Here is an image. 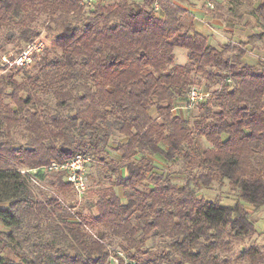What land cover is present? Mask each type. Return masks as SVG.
<instances>
[{
	"label": "trees",
	"instance_id": "1",
	"mask_svg": "<svg viewBox=\"0 0 264 264\" xmlns=\"http://www.w3.org/2000/svg\"><path fill=\"white\" fill-rule=\"evenodd\" d=\"M83 1L0 0L9 41L18 39L24 50L42 36L41 17L54 38L35 73L25 70L22 81V70L0 76V264H110V247L138 264H224L221 251L256 233L245 204L264 208V62L244 61L260 36L215 47L179 1L167 0L160 12L153 0ZM252 1L215 3L208 12L234 28L244 18L240 7ZM250 15L264 29V0ZM177 48L187 51V64H176ZM197 78L217 88L191 121L174 110L201 83ZM9 89L11 104L4 99ZM17 127L24 143L14 140ZM116 133L122 139L113 147ZM110 147L120 160L109 171L126 175L99 191L90 220L65 201L72 189L65 172L42 177L49 186L44 199L20 172L78 155L103 162ZM152 157L183 160L186 183L175 184ZM225 181L234 206L199 195ZM46 231L55 239L42 245L34 235ZM150 240L164 247L153 251ZM243 258L264 264L257 246Z\"/></svg>",
	"mask_w": 264,
	"mask_h": 264
},
{
	"label": "rangeland",
	"instance_id": "2",
	"mask_svg": "<svg viewBox=\"0 0 264 264\" xmlns=\"http://www.w3.org/2000/svg\"><path fill=\"white\" fill-rule=\"evenodd\" d=\"M100 1L106 4H119L123 0H100ZM126 1L141 2V1H135V0H126ZM176 1H179V0H176ZM262 1L263 0H261V2ZM254 2L255 1L253 0L251 5H249V3H244L240 7L239 12L244 14V18L241 23L243 24V26L241 27H244V28L246 27L248 29L250 28V30L254 29L255 30L254 34L259 35L261 37L259 38V40L257 39L255 41L254 46L256 44V46H259V48L261 47L262 49H259V52L254 50L253 56L250 55L249 53V57L247 56L244 59V61L249 60V61L255 62L254 64L257 65L259 61L264 62V29L261 27V25L257 24L256 18L250 15V13L253 12ZM225 4H227L228 6L231 5L230 1L226 2ZM228 18L230 19L231 16H229ZM44 22H45V17H41L37 21L36 25L42 31V37L45 39L46 44H47V48L44 52L45 54L47 49L48 50L50 49L51 51H53L54 38L52 35L48 34L47 30H45ZM241 24H238V25H241ZM204 26L207 27L205 23H204ZM204 32L206 34L210 33L209 30L207 29H204ZM220 34L222 35L213 34L212 35L214 36L213 39L218 41L219 43H223V42L228 43L229 42L228 40H230L231 37L226 35L224 32ZM225 37L227 38V40L225 39ZM239 39H241L242 42L244 43H247L248 41L247 36L243 33L241 34ZM239 39L238 38L235 39L237 43H241L239 42ZM24 46L25 44H22L20 41H18V39L12 42L9 41L8 35H7V28L6 27L0 28V76L5 75L10 71H14L15 73L19 71V69H9V70L4 69L2 66V61H3L2 57L5 55L15 56L21 52ZM44 54L42 55V57L44 56ZM175 54H176V64L178 65L187 64L188 53L186 50L177 48L175 50ZM256 55L260 56V58L257 57ZM39 61L40 59L37 60L35 64L37 65ZM35 70L36 71L38 70L36 66L26 71H28V73L30 74V73H35ZM25 73H26L25 70H22L20 73H17L16 79L18 81H22L26 75ZM197 80L201 81V83L195 86H198L203 89L210 90V91H214L217 88L216 86H212L210 87V89H208L207 83L205 80H201L200 78H197ZM4 99L7 104L12 103L10 89L6 93ZM48 100H49V103L52 104V106L56 104L53 98L49 97ZM185 102H186V97L180 99V101L178 102V109H175L174 113L176 115H180L184 119H189L192 121L198 115L200 107H197L196 109L190 111V110L185 109ZM151 114L153 117H155L156 110L152 109ZM22 132H23L22 128H19V127H17L13 131L14 140L17 141L18 143L25 142V138L23 137ZM121 139L122 137L119 136L117 133L114 134L113 139L111 141L112 142L111 145L115 147L116 144H118L121 141ZM202 145L203 147L207 148L210 146V143L204 139L202 141ZM103 158H104L103 162H101L98 159H92V162L88 164L87 171H88L89 189L86 195H84L82 198H79L72 189H70V192H68L66 195L67 200L65 201H70L74 205H76L75 211L80 210L83 216L86 217L88 220H90L92 215L97 214L96 208L94 205L97 201V196H98L99 191L101 189L110 187L112 182L114 181V179L119 173L120 175H124L126 173L124 170H121L119 171L117 175H115L109 171L110 165L120 160L119 154H117L113 149H111V147L108 148L107 151H105V153H103ZM151 160L157 165L158 170L161 173H164L167 177H170L175 184L182 186L186 183V179H187L186 166L183 160L177 158L174 161L168 162L164 160L162 157H152ZM11 165H14V163H11ZM19 168L21 169L22 167H19ZM43 179L44 178H41L42 182L41 181L39 182L40 186L32 185L35 194L41 199H44L45 195L47 194L49 195V192L45 188L46 186L47 187L49 186L47 185V183H45V181H43ZM115 190L118 193V195L122 199H124V192H125L124 189L120 187H115ZM199 195L202 197H205L206 200L208 201L219 203L222 206H234L236 203L235 194L231 190L228 181H225L224 187H220L216 183L211 189H201L199 191ZM245 207H246V210L251 215V220L255 225L256 233L244 241L234 242L229 250L221 251L220 257H221V260L225 261L224 264H249V262L243 258V254L247 249L253 246L259 247L261 251L264 253V208H262L259 211H255L254 208L249 204H245ZM0 229H2L1 226H0ZM93 232H96V230L93 229ZM34 239H36L42 245H45L47 243H53L55 238H54L53 232L46 231L44 232V234L34 235ZM114 242H115L114 246H116L118 242L116 241ZM164 244H165V241L150 240L148 242V248H152L153 251L159 252L164 247ZM6 253L7 255L14 257L13 253H11L10 251H7ZM14 259L18 261V258H14ZM161 264H167V263H161Z\"/></svg>",
	"mask_w": 264,
	"mask_h": 264
},
{
	"label": "built area",
	"instance_id": "3",
	"mask_svg": "<svg viewBox=\"0 0 264 264\" xmlns=\"http://www.w3.org/2000/svg\"><path fill=\"white\" fill-rule=\"evenodd\" d=\"M100 0H84V6L91 7ZM147 1V0H135ZM153 7L156 12L161 11L162 3L167 0H153ZM209 8H214L212 2L208 3ZM47 48L45 39L41 36L30 43L24 50L15 56H3L2 66L4 69L28 70L34 67L36 61L39 60ZM213 96L212 91L203 89L198 86L191 87L186 94L185 109L194 110L200 104L209 101ZM175 109H178L175 108ZM92 162V158L84 155H78L65 164L52 163L48 166L37 169H22L20 172L26 176L33 184L40 186V179L57 172L66 173V181L70 184L72 190L79 198H82L89 189L88 180V164ZM111 251V264H138L136 261L129 259L124 252L115 248H109ZM122 260V263H121Z\"/></svg>",
	"mask_w": 264,
	"mask_h": 264
},
{
	"label": "crops",
	"instance_id": "4",
	"mask_svg": "<svg viewBox=\"0 0 264 264\" xmlns=\"http://www.w3.org/2000/svg\"><path fill=\"white\" fill-rule=\"evenodd\" d=\"M230 0H190V1H181L179 0L180 4H183L184 7L192 14V16L194 17V23H195V27H196V30L203 34L205 37L208 38V42L210 45L212 46H215V47H219L220 45L222 44H225L224 42L223 43H219L218 41L214 40V36H212L213 34H219V35H222L220 33H225L226 35L230 36V40L228 41H233L235 43L236 42V38H240L241 34H245L249 40V38L252 36V35H255V30L252 29L250 30V28H244V27H241L243 26V24L241 25H238V26H235L234 28H229L224 22L222 19H217L213 16H211L209 14L208 11H211L212 8H209L208 7V3L209 2H212L213 4H220V5H225L227 8L229 7L227 4H225L226 2H228ZM255 1V0H254ZM256 3L254 4V7H257L259 3H261V0H257L255 1ZM201 4V5H200ZM257 5V6H256ZM231 6V5H230ZM199 23V24H198ZM204 23L207 27L204 26ZM204 29H207L209 30V34H206L204 32ZM238 30V31H237ZM261 38V37H260ZM225 39L227 40V38L225 37ZM259 40V39H258ZM239 42L242 43V40L239 39ZM244 43V42H243ZM259 49H262L261 47L259 48V46H255L254 45H249L247 46V52L248 54L246 55V57L248 56L249 57V53L250 55L253 56V51H258L259 52ZM252 53V54H251ZM257 56V55H256ZM260 58V56H257ZM246 63L248 64H251V65H255L254 63L255 62H252V61H247L245 60ZM260 62V61H259ZM126 173L123 175L125 176Z\"/></svg>",
	"mask_w": 264,
	"mask_h": 264
}]
</instances>
